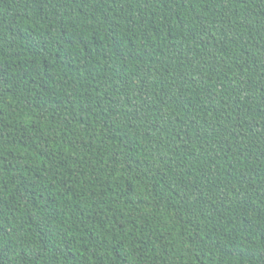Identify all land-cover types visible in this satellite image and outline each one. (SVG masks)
<instances>
[{
  "label": "trees",
  "instance_id": "obj_1",
  "mask_svg": "<svg viewBox=\"0 0 264 264\" xmlns=\"http://www.w3.org/2000/svg\"><path fill=\"white\" fill-rule=\"evenodd\" d=\"M0 264H264V0H0Z\"/></svg>",
  "mask_w": 264,
  "mask_h": 264
}]
</instances>
